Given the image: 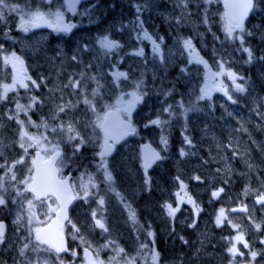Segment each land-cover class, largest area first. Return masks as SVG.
Instances as JSON below:
<instances>
[{
	"label": "rangeland",
	"instance_id": "1",
	"mask_svg": "<svg viewBox=\"0 0 264 264\" xmlns=\"http://www.w3.org/2000/svg\"><path fill=\"white\" fill-rule=\"evenodd\" d=\"M117 1L124 8L114 0H85L72 34L39 31L0 37V84L11 83L13 70L4 64L3 57L15 52L23 59L27 74L39 85L34 87L29 81V89L18 87L0 102V164L6 165L0 168V177L7 191L10 193L18 188L19 181L29 175L30 158L37 150L29 148L25 164L13 169L15 181L10 174L5 176L7 168L24 155L18 144L20 125L9 117L17 116V101L27 106L29 98L36 96L43 103L31 108L27 115L19 112L18 118L25 121L29 133H43L49 141L59 142L64 174L68 171L76 174L71 165L80 152L74 149L78 141H68L65 134L53 132L52 127L60 122H71L84 137L82 148L97 149L95 158L86 160L75 170L83 172L74 179L77 191L81 179L87 182L89 177H94L93 182L98 184V188L91 189L94 195L87 201L78 198L81 207L78 220L84 219L90 231L95 229L92 222L95 211L96 218L102 219L108 228L107 232L103 231L104 242L95 244L96 248L114 249L115 257H134L142 264H152L153 248L160 253L159 264H264V257L260 255L264 252V243H261L264 240V205L256 202L257 195L264 192V59H261L264 57V0H256L253 19L250 17L245 23L243 47L252 49L251 63L246 62L248 56L242 51L239 40L225 39L224 0L211 3L186 0V8L182 0ZM7 2L20 5L22 12L39 9L47 13L59 8L66 15L68 11L67 0H52L51 4L47 0ZM137 6H140L139 13ZM138 16L144 29L160 44L163 59L153 55L149 41L136 38L140 32L136 23ZM104 36L118 41L122 47L104 55L99 45ZM159 38H163L162 41ZM188 38L212 72L219 71V64L223 62L225 69L244 78L236 82L244 85L245 92L235 91L227 76L215 81L217 87H227L235 103L218 90L211 92L210 99H198L200 90L206 84L211 87L213 81L204 65L189 62L188 52L182 45ZM13 43L18 50L10 47ZM141 48L145 53L143 57L132 55ZM250 65L255 72L254 78L247 76ZM115 71L128 73V79L115 83L112 76ZM92 76L96 80L90 79ZM71 79H80L81 88L65 87ZM141 80L142 104L130 116L137 134L107 157L114 178L108 185L99 170L97 153L101 151L103 132L94 126L97 115L103 116L107 106L115 105L121 97L123 102L132 99L128 94L135 91V82ZM97 81L99 95L93 97L91 93L97 89ZM83 96L93 100L96 112L83 103ZM67 101H72L75 107L59 113V119H52L57 105ZM169 106L171 115L164 111ZM185 109H188L186 114ZM29 117L36 125L47 121L49 127H34L28 123ZM157 118L167 123L162 127L150 123ZM162 136L167 138V146L161 142ZM186 136L192 141L191 145L186 143ZM140 139L153 143L165 156L154 172L145 174L142 168ZM181 149L185 155H181ZM197 176L199 180L194 179ZM180 181L187 186V196L181 192ZM220 188L224 191L218 198L213 197L212 192ZM177 193L184 196L183 203L179 202ZM188 196L199 206L198 215L187 202ZM99 198H103V205L99 204ZM168 203L180 209L175 218L167 215L164 205ZM128 205L136 212L135 224L129 219ZM243 206H247V211L241 210ZM221 208L227 219L217 226L216 218ZM152 210L154 214L147 213ZM156 213H160L161 219L163 217L161 227L157 226ZM145 215L149 218L145 219ZM255 224L261 225L260 230H256ZM149 231L154 237L148 235ZM240 233L249 248L232 239ZM109 241L114 243L105 248ZM233 243L243 256L233 257L228 251ZM144 244L148 247L141 249ZM117 248H123L124 253L117 254ZM251 251L259 253L254 261Z\"/></svg>",
	"mask_w": 264,
	"mask_h": 264
},
{
	"label": "snow or ice",
	"instance_id": "2",
	"mask_svg": "<svg viewBox=\"0 0 264 264\" xmlns=\"http://www.w3.org/2000/svg\"><path fill=\"white\" fill-rule=\"evenodd\" d=\"M49 4L52 3V0H47ZM184 7H187L186 0H182ZM206 3H211L212 0H205ZM80 3V0H67V8L68 11L73 14L76 13V6ZM256 0H224V13L223 20L224 24V32L225 39L228 40H239L242 51L247 53L248 60L247 63H251L254 54L251 48L243 47L244 34H245V20L247 19L249 13H251L255 8ZM5 9L9 12H22L20 5L18 4H9L7 0H0V22L5 20ZM137 12H140V6H137ZM25 16L28 18L25 19ZM140 28V32L137 33L136 38L138 40L143 39L147 40L152 45V53L155 56H159L163 59L160 44L157 43V40L153 39L152 35L148 33L146 29L143 27V21L139 20V16L137 17V22ZM179 23V20L177 21ZM205 23H207V18L205 17ZM41 26H47L49 28H53L57 32H71V30L75 27L72 23L65 22V13L59 8L54 12H45L42 10L35 11H27L24 12L20 16V24L19 27L24 32L29 31L30 28H37ZM251 35V33H247ZM161 41L163 38H159ZM100 48L103 50V54L107 55L114 50H118L122 47V45L114 40L110 39L108 36H104L99 40ZM183 49L188 52L189 62L202 64L206 69H208L209 79L213 81L212 86L209 87L208 84L202 88L201 95L198 99L211 98V92L213 90L222 91L224 95L231 100L233 103L236 101L233 100V97L229 94L226 86L217 87L215 81L218 77L227 76L234 85L235 91L237 92H245L246 89L243 84L237 83L238 79H244L242 76H238L236 72L231 71L230 69H225L224 63L221 62L219 64V71L212 72L208 62L200 56L199 52L195 49L191 38L184 39L182 41ZM2 47V46H0ZM132 55L143 57L145 55L143 48L135 51ZM73 60L76 57H72ZM264 59V57H261ZM3 62L5 65H10L13 70V75L11 77V83L0 84V102L6 100L8 98L9 92L17 91L18 87L23 89H29V81L31 85L34 87H39L35 80L32 79L31 76L27 74V70L24 67L23 59L17 55L15 52H12L10 55H6L3 57ZM185 71V69H182ZM114 78V82L118 84V82L123 79H128V73L115 71L112 73ZM92 80H96L95 76L90 77ZM71 86L73 89L81 88V81L76 79L69 80L68 84L65 87ZM143 86V81L135 82L134 88L135 91L129 93L132 99L127 102H123V98L117 100L115 105L107 106V111L103 116L97 115V123L94 125L96 128H99L103 132V144L100 145L101 151L97 153L100 159L99 170L102 173L103 181L108 185L113 183V175L109 170L107 157L111 155L113 148L120 139L129 134L135 133V128L131 124L130 114L135 107L136 103L143 99L144 93L141 91ZM99 81H97V89L93 90L91 95L96 97L99 95ZM30 103L25 106L20 104L18 101L16 103L17 116H10L9 119H16L17 123L20 125L19 132V147L23 149L24 155H22L19 159H17L10 167L7 168L5 172V176L10 174L11 180H16V173L13 169L16 165L25 164V157L28 156L29 148H36L37 151L35 155L32 156L31 159V167L28 168V173L26 178L19 181L20 184L24 185L23 190L16 189V195L20 197H24V205L22 206L23 213L26 214V220L28 227L29 236L33 237L36 245L33 247V251L41 250L39 246L46 245L45 251H53L57 254L59 258L60 253L68 252L69 249L67 247V241L64 234V222L67 221L69 224H72V228L74 232L78 233L80 231L79 228L69 219L67 215V207L68 205L75 199L80 198L87 201V199L94 195L91 189L98 188V184L94 183V177H89L87 182H84L81 179L79 184V191L76 190L75 184L69 183L68 177H59L58 174L61 172V168L63 166L62 152L60 148L59 142H52L48 140L47 135L41 133L40 135H35L29 133L26 129L25 121L19 120L18 113L23 111L25 115H27L28 111L35 107L37 104L43 103L39 97L31 96ZM62 99V98H61ZM79 103V101H77ZM83 103L88 105L91 111L96 112V105L93 100L89 99L87 96H83ZM183 106V105H181ZM75 107L72 101H67L66 103H62L57 105L56 112L53 113L52 119H59V113H64L66 110ZM165 112H168L170 115L171 106L164 109ZM188 109H185V114ZM28 123L33 125L34 127H43L47 129L49 124L47 121H43L40 125H36L34 121H32L31 117L28 119ZM151 124L162 127L167 121H162L157 118L155 120L150 121ZM53 132L59 131L60 133L65 134L66 139L68 141H78V143L74 144V149L76 152H79L81 147L84 145L85 140L76 129L73 123L68 122L67 124L60 122L55 127L51 129ZM185 141L187 144L191 145L192 141L186 136ZM161 142L167 146V138L161 137ZM44 153L41 155V153ZM183 149H181V155H185ZM2 155V153H0ZM161 159V156L154 149L147 148L143 154V168L145 169V174H147V169L152 166L155 161ZM5 164H0V168H5ZM251 167V165H250ZM179 180V177H177ZM194 179L199 180L200 177H194ZM147 182V181H146ZM186 185L183 181H180V189L181 192H184V196H187V192L185 191ZM224 191L223 188L218 189L217 191L212 192V196L218 198L220 193ZM246 192L248 189L245 190ZM0 192H7V188L5 187L3 177H0ZM25 194H30V196H25ZM179 197V202H184V196H181L180 193H177ZM8 199L5 195L0 194V207L6 208L8 205ZM187 202L192 204L193 208L196 210V214H199V206L196 202L188 196ZM256 202L264 205V192H260L256 197ZM99 204L103 205V198H99ZM128 207L129 219L133 224L137 223L136 212L131 208L130 205ZM164 208L167 212V215L171 218H175L176 213L180 210L179 207H173L172 204L168 203L164 205ZM37 209H40L37 212ZM243 211H247V206H243L241 209ZM235 211V209H233ZM44 216V219L41 220L40 217ZM97 213L95 211L92 212V217L95 222V226L104 232L108 231L106 224L102 219L96 218ZM25 219V215H17L15 220L16 224H20L22 220ZM227 219L225 216V210L223 208L220 209L219 215L216 218L217 226H221L224 220ZM231 224V221H229ZM194 226V224L192 225ZM233 228H238V225H231ZM256 230H260L261 225L255 224ZM5 233H6V225L3 221H0V244L5 242ZM148 235L154 237V233L149 231ZM75 235H73V239H75ZM236 242L243 243L244 248H249V243L244 239L242 233L237 234L232 238ZM83 242V238L81 237ZM113 241H109L108 244L104 245L107 248L109 245L113 244ZM187 243V241H185ZM264 243V240L261 241ZM29 245L26 243L24 248L20 250V255L24 256L25 249H27ZM148 245H141V249L147 248ZM117 254L124 253L123 248L116 249ZM228 251L235 257L237 254L243 256L244 253L237 248L236 243H233L231 247L228 248ZM71 254L73 256L77 255L75 250H71ZM85 260L87 264H105L103 260L99 259V254L97 253L96 257L93 258L92 253L88 248L84 249ZM250 255L252 260L254 261L256 257L259 255L257 251H251ZM159 256L160 253L152 249L151 252V260L152 264H159ZM113 260L116 257L112 258ZM37 264H40L37 261ZM43 264H47V261H44ZM63 264V261H61ZM125 264H135V258L126 259Z\"/></svg>",
	"mask_w": 264,
	"mask_h": 264
},
{
	"label": "flooded vegetation",
	"instance_id": "3",
	"mask_svg": "<svg viewBox=\"0 0 264 264\" xmlns=\"http://www.w3.org/2000/svg\"><path fill=\"white\" fill-rule=\"evenodd\" d=\"M9 13L11 12H7L5 14ZM152 170L153 169L149 171ZM21 187L22 184H19L18 188H14L10 193L7 191L3 194L9 202L6 208L0 207V221H3L6 225L5 242L0 244V264H37V261H39L40 264H43L44 261H47V264H61V261H63V264H87L84 255L85 248L89 249L93 258H95L98 253L99 259L103 260L105 264H125L126 259L119 257H116L115 260L112 259L116 255L114 249L108 248L100 250V248H96L94 246L95 244L100 245L104 242L105 237L103 230L96 227L95 222L92 221L95 229L90 231L88 223L84 219L78 220V213L81 208L79 200H76L70 206L69 219L77 226V228L80 229V231L76 233L72 228V224H69L67 221L64 223V234L69 251L60 253L59 258L55 252L43 250L46 249V245L39 246L41 250L33 251V247L36 245V242L33 237L29 236V226L27 225L26 214L22 211L24 197L17 196L15 191L16 189H20L22 191L23 189H21ZM25 196H30V194H25ZM154 210L156 211L158 209L154 208ZM39 211L40 209H37V212ZM149 213L154 214V211H149ZM18 214L25 215V219L22 220L19 225L15 223ZM159 214L156 213V216L161 222L163 217L161 219ZM40 219L43 220L44 216H41ZM73 235H75V239H73ZM81 237L83 238V242ZM26 243L29 247L25 249L24 256H21L20 250L24 248ZM160 248L161 250H164L165 246L161 244ZM71 250H75L77 255L73 256L71 254ZM111 261L115 262L111 263ZM135 264L142 263L140 259H137L135 260Z\"/></svg>",
	"mask_w": 264,
	"mask_h": 264
},
{
	"label": "water",
	"instance_id": "4",
	"mask_svg": "<svg viewBox=\"0 0 264 264\" xmlns=\"http://www.w3.org/2000/svg\"><path fill=\"white\" fill-rule=\"evenodd\" d=\"M82 1L83 0H80V3L79 4H77V6H76V12L78 11V8H79V6H80V4L82 3ZM73 14V13H72ZM76 14V13H75ZM75 14H73V15H75ZM249 15H250V13H249ZM248 15V16H249ZM246 21V20H245ZM65 22H66V19H65ZM67 23V22H66ZM69 23H72V24H74L75 25V22L74 21H71V22H69ZM41 27H46V28H49V27H47V26H41ZM37 28H40V27H37ZM34 29V28H33ZM51 29H53V28H51ZM74 29V28H73ZM72 29V30H73ZM71 30V31H72ZM140 102V101H139ZM139 102H137L136 103V105H135V107L133 108V110H132V112L133 111H135L136 109H137V107H138V103ZM128 136V135H127ZM127 136H124L122 139H120L119 140V142H117V143H120V142H122ZM147 148H150V149H154L156 152H158L151 144H149V143H147V144H144L143 145V151L145 152V150L147 149ZM114 149V148H113ZM113 152V151H112ZM159 153V152H158ZM161 156V155H160ZM161 158H162V156H161ZM160 160V159H159ZM159 160H157V161H159ZM157 161H155V163L157 162ZM155 163H153V164H155ZM152 164V165H153ZM71 204V203H70ZM70 204L68 205V207H67V212H68V209H69V206H70Z\"/></svg>",
	"mask_w": 264,
	"mask_h": 264
},
{
	"label": "trees",
	"instance_id": "5",
	"mask_svg": "<svg viewBox=\"0 0 264 264\" xmlns=\"http://www.w3.org/2000/svg\"><path fill=\"white\" fill-rule=\"evenodd\" d=\"M81 159H85L87 157V153L85 155H80Z\"/></svg>",
	"mask_w": 264,
	"mask_h": 264
},
{
	"label": "bare ground",
	"instance_id": "6",
	"mask_svg": "<svg viewBox=\"0 0 264 264\" xmlns=\"http://www.w3.org/2000/svg\"><path fill=\"white\" fill-rule=\"evenodd\" d=\"M78 80H80V79H78ZM84 81H85V80H84ZM86 87H87V86H86ZM147 92H148V91H147ZM148 93H149V92H148ZM152 96H153V95H152ZM152 96H151V97H152ZM154 97H155V96H154ZM149 98H150V97H149ZM147 99H148V98H147ZM74 109H75V108H74ZM201 112H202V111H201ZM203 113H204V112H203ZM202 115H203V114H202ZM176 120H177V119H176ZM224 123H225V122H224ZM112 155H113V154H112Z\"/></svg>",
	"mask_w": 264,
	"mask_h": 264
}]
</instances>
